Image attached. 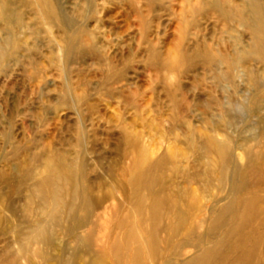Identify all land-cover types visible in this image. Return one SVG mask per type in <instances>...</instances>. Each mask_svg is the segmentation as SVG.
Segmentation results:
<instances>
[{"label": "rangeland", "instance_id": "rangeland-1", "mask_svg": "<svg viewBox=\"0 0 264 264\" xmlns=\"http://www.w3.org/2000/svg\"><path fill=\"white\" fill-rule=\"evenodd\" d=\"M140 153L188 181L206 244L237 213L252 228L233 204L264 194V0H0V264H90L73 234ZM56 157L74 178L50 212L33 187Z\"/></svg>", "mask_w": 264, "mask_h": 264}, {"label": "bare ground", "instance_id": "bare-ground-1", "mask_svg": "<svg viewBox=\"0 0 264 264\" xmlns=\"http://www.w3.org/2000/svg\"><path fill=\"white\" fill-rule=\"evenodd\" d=\"M128 139L130 151L125 156L127 160L139 147L136 139ZM216 147L222 148L218 144ZM55 161L56 165H48L45 178L33 187V195L40 198L44 206L51 209L50 212L55 199L64 191L69 193L70 186L66 188L65 182L74 178L73 165L67 159L56 157ZM151 168L145 161V154L140 153L131 159L130 165L123 162L118 170L119 179L111 189H106L104 182H100V186L97 184L102 195L93 205L98 209L104 208V211L97 215L98 220L87 223L89 229L85 234L76 236L72 233L85 244L82 251L93 257L90 264H161L164 260L162 248L173 249V254L179 257L178 261L167 260L165 264H253L248 260L249 256L264 247V231L258 224V217L263 213L260 221L264 225V194L255 193L247 185L246 191H252L249 197L245 201L238 197L233 208H241L242 205V208L249 209L246 213L253 212L250 215L256 218L249 223L252 228L244 227L241 215L237 213L230 223H223L221 227L209 226L212 244H206L205 236L199 233L202 221H192L194 209L201 211L202 207L196 206V195L188 190V181L183 186L172 181L173 187H170L162 176L157 180L148 177ZM245 171L242 169L240 174L242 188ZM95 191L92 188L91 192ZM130 207H133L134 214H131ZM63 214L61 210L57 214H49V217L54 221L62 218ZM193 251H196V256H190Z\"/></svg>", "mask_w": 264, "mask_h": 264}]
</instances>
